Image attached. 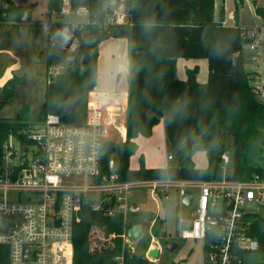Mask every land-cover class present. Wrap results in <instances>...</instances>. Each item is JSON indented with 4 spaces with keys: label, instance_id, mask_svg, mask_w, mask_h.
Returning <instances> with one entry per match:
<instances>
[{
    "label": "trees",
    "instance_id": "16d2710c",
    "mask_svg": "<svg viewBox=\"0 0 264 264\" xmlns=\"http://www.w3.org/2000/svg\"><path fill=\"white\" fill-rule=\"evenodd\" d=\"M88 1V23L74 27L59 21L53 38L48 35L50 80L44 103L30 115L0 120V155L11 136L25 148L32 145L28 132L48 115H58L65 124H85L88 98L98 82L100 45L122 38L129 41L130 58L127 138L120 146L105 143L103 170L109 171L108 162L114 158L121 181H213L224 176L243 182L256 176L264 180V104L251 89L244 40L238 27L225 25V9L217 21L216 0H131V22L105 28L103 22L113 8L104 0ZM48 4L50 17L64 10L63 0ZM4 14L22 22L20 8L11 5L5 10L0 0V21ZM179 58L207 59V83L198 82V68L188 69L187 80H180ZM51 69L60 70L50 76ZM25 80L14 76L5 84L0 109ZM162 119L166 150L175 154L177 164L147 168L142 163L131 169L130 159L138 152L135 140L151 137ZM189 137L194 140L187 145ZM196 151L207 153V168L195 166ZM224 154L230 156L226 169ZM85 213L75 229L74 264H117L121 255L125 264H154L124 246L121 217L92 214L89 208ZM247 221L250 235L259 242L258 251L264 252V217L251 214ZM0 264H9L5 248L0 249Z\"/></svg>",
    "mask_w": 264,
    "mask_h": 264
},
{
    "label": "built area",
    "instance_id": "2783aa9c",
    "mask_svg": "<svg viewBox=\"0 0 264 264\" xmlns=\"http://www.w3.org/2000/svg\"><path fill=\"white\" fill-rule=\"evenodd\" d=\"M71 11L79 16L89 15L86 6ZM260 13L259 25L239 30L244 40L243 52L247 47L251 55V89L264 104V7ZM130 22V14L113 11L106 16L103 26ZM50 27L44 25L48 35ZM128 102L127 93L93 90L88 98L85 124H65L52 114L28 132L32 145L25 148L13 136L4 143L0 155V218L10 225L7 231L0 227V249H7L9 264H74L75 229L88 208L92 214L121 217L123 244L129 248L132 241L128 236V216L142 210L131 195L139 188L150 189L154 197H168L167 188L177 187L182 203L189 195L186 189L197 190L196 214L185 226L184 219H180L179 234L182 239L204 242L203 264H242L244 255L259 250V242L250 235L247 221L249 215L258 214L249 207L264 206V180L259 176L246 182L225 176L213 181H121L114 158L108 162L109 171L103 170V148L109 136L105 111L116 107L124 114ZM222 158L226 169L229 155ZM168 160H174L173 154L168 155ZM10 192L17 194L15 202H10ZM194 202L195 196L189 205H183L191 207ZM154 249L159 256L153 259L150 252ZM163 249L152 238L147 259L157 263ZM116 262L125 264L124 255L117 257Z\"/></svg>",
    "mask_w": 264,
    "mask_h": 264
},
{
    "label": "rangeland",
    "instance_id": "374dc122",
    "mask_svg": "<svg viewBox=\"0 0 264 264\" xmlns=\"http://www.w3.org/2000/svg\"><path fill=\"white\" fill-rule=\"evenodd\" d=\"M64 1V11L63 13L55 14L50 17L49 15V0H2L3 9L7 10L11 5L19 7L22 15V22H18L14 16H7L6 14L2 17V24L13 26L14 28H24L28 27V23L31 24L32 21H51L52 26L50 27L51 38L54 36L56 23L59 21L72 23L74 27L84 26L85 23H88L87 15H77L73 8L71 7V0ZM111 0H104V5L106 7H112L113 11H120L126 15L130 14V5L131 0H118L117 5L112 6L110 4ZM116 5V6H115ZM216 20L220 18L221 10L225 9V25L226 26H236L238 28L245 27H254L259 25L261 20V10L264 7V0H216ZM71 8V9H70ZM74 12V13H73ZM237 15V17H236ZM0 21V22H1ZM33 25V24H32ZM115 26V25H113ZM48 35V34H47ZM118 39V38H115ZM122 39V38H121ZM122 42H127V39H122ZM129 51V50H128ZM127 52V50H126ZM244 61L245 69L251 71L253 65L250 61V52L247 47H244ZM129 55L127 56V61H129ZM186 60L187 59H180ZM194 60H205L206 59H194ZM183 62V61H182ZM195 67V66H194ZM201 67V74L207 70L208 65ZM59 69H51L50 76L54 75ZM186 71L182 66V63L179 64V73ZM123 73V72H122ZM48 77V76H47ZM120 81V87L122 84L127 83L126 73L122 75ZM47 85L49 84V79ZM202 79V78H201ZM36 83V88H39V94H22L24 96L20 97L17 94L14 95L12 100L6 103L0 109V120H9L16 117L18 114H32L34 110L42 107V104L45 100V94H40L42 89V83ZM44 87V85L42 86ZM126 90V86H123ZM122 89V88H121ZM127 91V90H126ZM2 96V95H1ZM0 96V103L3 100V97ZM31 110V111H30ZM161 123V121H160ZM159 123V124H160ZM158 124V125H159ZM157 125V126H158ZM158 132V131H157ZM146 138V137H143ZM149 141V139H144ZM164 136L157 135L154 137L151 142L150 149L147 152L146 144H141L139 147V156L138 152L132 156L130 159V167H136L138 164L146 163V154L149 155V164L153 166L161 165L162 163L166 166L172 165L168 160L169 153L166 150ZM193 137H189L186 140V144L189 145L193 141ZM146 142V141H145ZM150 142V141H149ZM150 152V154H149ZM175 158V154H174ZM230 158V156H229ZM194 164L198 168H203L207 166L209 159L205 151H196L192 155ZM173 165H176L177 162H173ZM259 163H262L259 161ZM168 197L166 195H156L155 197L151 194L150 189H134L132 191V200L133 198L141 205L142 210L137 214H131L128 216L130 223H138L143 227V232L140 238L134 242H131L129 249L132 253H137L144 255L146 258L149 254L150 247L152 245V238H155L158 241V244L164 249L161 252L159 261L154 264H203L204 263V242L201 240L195 239H182L180 237L179 231L181 228L180 218L191 219L196 214L197 209V200L198 192L193 189H186L187 194L195 196V202L191 207L184 206L182 199L180 198V189L177 187L167 188ZM25 200V196H23ZM10 202H15L17 200V194L10 192L9 194ZM249 209L252 212L258 213L260 216L264 217V206L257 207L251 206ZM175 243L178 245L174 251H167L165 247L168 244ZM153 259L155 257L151 256ZM244 264H264V252L256 251L249 252L244 256ZM153 263V262H151Z\"/></svg>",
    "mask_w": 264,
    "mask_h": 264
},
{
    "label": "crops",
    "instance_id": "0c3cea01",
    "mask_svg": "<svg viewBox=\"0 0 264 264\" xmlns=\"http://www.w3.org/2000/svg\"><path fill=\"white\" fill-rule=\"evenodd\" d=\"M118 0H111L110 4L114 6L117 5ZM115 5V6H116ZM64 11V10H63ZM63 13V12H62ZM88 22V21H87ZM3 22H0V96L3 97L4 86L5 84L12 79L14 76L25 78V82L21 85H18L14 91V94L22 97V94H39V88H36V83L41 81V93L45 94L47 87V45H48V35L45 31L44 25L51 24V21H32L31 24L28 23V27L24 28H14L13 26L3 25ZM33 24V25H32ZM126 40V39H125ZM121 38L115 39L110 38L103 42L100 45L99 57H98V82L97 86L94 89L96 92L109 93V94H119L127 93L129 94V73H130V58L127 61V56L129 55V41L122 42ZM127 50V52H126ZM177 60V77L180 80H187V70L198 68L199 73L197 75V80L199 83H207L209 78V63L208 60ZM183 59V58H182ZM183 61V62H182ZM182 63V66L186 71H182L180 74L179 64ZM208 65V72L205 70L201 74V67ZM195 66V67H194ZM123 72V73H122ZM126 73L127 83L122 84L120 87V81L123 78L122 75ZM202 78V79H201ZM126 86V90L123 88ZM122 88V89H121ZM44 103V102H43ZM110 111L108 114L107 112ZM106 112L108 118V142H113L122 144L126 141L127 138V125H128V110L123 114L116 107H111ZM158 131V132H157ZM159 137L164 136L165 139V123L164 120H161V123L154 128L153 134L149 138H143L142 136L138 137L135 142L138 145V149L141 144H146L147 152L152 145L154 137L157 135ZM149 139V141L144 140ZM146 141V142H145ZM165 147H166V140ZM118 145V146H120ZM142 154L139 153L138 156ZM150 154V152H149ZM172 154V153H170ZM174 156V154H173ZM174 164L175 158L173 161H169ZM146 163L147 168H166L165 164L153 166L149 164V155L146 154ZM209 165L199 169H205ZM171 166V165H170ZM196 166V165H195ZM141 164H138L136 167L131 169H139ZM197 167V166H196ZM198 168V167H197ZM133 202L140 205L136 199L133 198ZM141 207V205H140ZM142 208V207H141ZM181 219V218H180ZM183 219V218H182ZM180 221V220H179ZM191 219H184L183 226L188 225ZM130 227L133 225H141L138 223H130ZM181 225V224H180ZM181 225V226H182ZM142 226V225H141ZM143 232V231H142Z\"/></svg>",
    "mask_w": 264,
    "mask_h": 264
},
{
    "label": "water",
    "instance_id": "95a60500",
    "mask_svg": "<svg viewBox=\"0 0 264 264\" xmlns=\"http://www.w3.org/2000/svg\"><path fill=\"white\" fill-rule=\"evenodd\" d=\"M88 2H89L88 0H71V7L76 8L79 6H87ZM118 145H120V144H118ZM192 200H193V196L188 195L184 198L183 204L189 205ZM13 224H16V222H14ZM9 225H10V223H5L0 218V227L2 228L3 231H7ZM142 231H143V227L141 225L131 226L129 228V231H128V236H129L130 240L132 242L138 240L140 238V236L142 235ZM176 248H178V245L175 243L168 244L165 247V249L167 251H170V252L174 251ZM150 256H154L155 258H157L159 256L158 250H152V252H150Z\"/></svg>",
    "mask_w": 264,
    "mask_h": 264
},
{
    "label": "bare ground",
    "instance_id": "6f19581e",
    "mask_svg": "<svg viewBox=\"0 0 264 264\" xmlns=\"http://www.w3.org/2000/svg\"><path fill=\"white\" fill-rule=\"evenodd\" d=\"M154 250H157V249H154ZM152 252V251H151ZM154 257V256H153Z\"/></svg>",
    "mask_w": 264,
    "mask_h": 264
},
{
    "label": "clouds",
    "instance_id": "9594fccd",
    "mask_svg": "<svg viewBox=\"0 0 264 264\" xmlns=\"http://www.w3.org/2000/svg\"><path fill=\"white\" fill-rule=\"evenodd\" d=\"M65 38H67V37H65Z\"/></svg>",
    "mask_w": 264,
    "mask_h": 264
}]
</instances>
